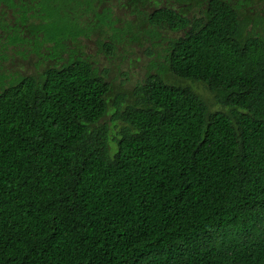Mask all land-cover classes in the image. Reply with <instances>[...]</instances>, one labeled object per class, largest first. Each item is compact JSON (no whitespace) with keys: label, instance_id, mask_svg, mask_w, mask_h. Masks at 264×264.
I'll return each instance as SVG.
<instances>
[{"label":"trees","instance_id":"16d2710c","mask_svg":"<svg viewBox=\"0 0 264 264\" xmlns=\"http://www.w3.org/2000/svg\"><path fill=\"white\" fill-rule=\"evenodd\" d=\"M0 264H264V0H0Z\"/></svg>","mask_w":264,"mask_h":264}]
</instances>
